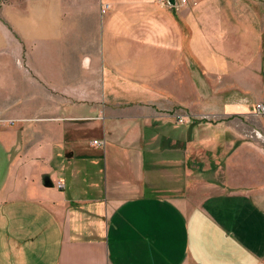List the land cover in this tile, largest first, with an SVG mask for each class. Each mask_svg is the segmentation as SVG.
I'll return each instance as SVG.
<instances>
[{
  "label": "crops",
  "instance_id": "0c3cea01",
  "mask_svg": "<svg viewBox=\"0 0 264 264\" xmlns=\"http://www.w3.org/2000/svg\"><path fill=\"white\" fill-rule=\"evenodd\" d=\"M2 11L0 264H264V0Z\"/></svg>",
  "mask_w": 264,
  "mask_h": 264
},
{
  "label": "rangeland",
  "instance_id": "374dc122",
  "mask_svg": "<svg viewBox=\"0 0 264 264\" xmlns=\"http://www.w3.org/2000/svg\"><path fill=\"white\" fill-rule=\"evenodd\" d=\"M185 5H189V0H186V2L184 3ZM0 13H3L2 11V0H0ZM0 20L3 22V17L0 18ZM21 39L18 38L16 33H9V34H5L4 33V25L0 24V58H4L6 60H11L12 62H15L17 60L18 63H24L23 65H19V68H21V73L23 74L24 77H28V78H32L34 76L35 73V67H34V48L33 47H28L27 45L30 44V42L28 41H22L21 42V46L18 45V41H20ZM25 42V43H24ZM29 43V44H27ZM27 44V45H26ZM11 62V63H12ZM10 62H6V68H12L9 65ZM10 75L7 74V79L9 78ZM11 78L14 79L15 75H14V71L11 75ZM16 78H19V75H16ZM30 83H32L29 80ZM31 92L34 93V95H31L28 98H23V104L28 105V103L30 104H37L36 101L38 100L37 96L35 95V87L30 86L29 88ZM17 97H13V100L16 99ZM65 99V97L63 96V100ZM1 123H7L10 124V119H7V117L5 116H0V124ZM187 125H190L189 123H186L185 125H179L178 123L176 124L175 121L172 122L169 127L171 129L172 135L174 134V136L179 137V136H183L181 133H183L186 129V127H188ZM171 135V136H172ZM196 136H199V134H196ZM202 153L200 152V155ZM0 187L3 184V180L4 177L6 175L7 172V163L3 160L4 157H0ZM5 159V158H4ZM197 169L199 168V166H197ZM196 179L195 180H200L201 178H203L200 174H196Z\"/></svg>",
  "mask_w": 264,
  "mask_h": 264
},
{
  "label": "built area",
  "instance_id": "2783aa9c",
  "mask_svg": "<svg viewBox=\"0 0 264 264\" xmlns=\"http://www.w3.org/2000/svg\"><path fill=\"white\" fill-rule=\"evenodd\" d=\"M185 2H186V0H180V4H182V5H184ZM103 8H104L103 12H106V10L109 9V6L106 4V5H104ZM253 113H254V115H258L260 117H263V119H264V103L256 104V106L253 109ZM13 123H14L13 121H10V124H13ZM179 123L184 124V120L179 119ZM94 144L100 145V144H103V142L94 141ZM56 186L58 189L63 188V183L61 181H59L56 183Z\"/></svg>",
  "mask_w": 264,
  "mask_h": 264
},
{
  "label": "water",
  "instance_id": "95a60500",
  "mask_svg": "<svg viewBox=\"0 0 264 264\" xmlns=\"http://www.w3.org/2000/svg\"><path fill=\"white\" fill-rule=\"evenodd\" d=\"M168 3L172 6V5L175 4V0H168ZM43 181H44V186H47V187H52L53 186V183H52V181H50L49 176L45 175L43 177Z\"/></svg>",
  "mask_w": 264,
  "mask_h": 264
}]
</instances>
